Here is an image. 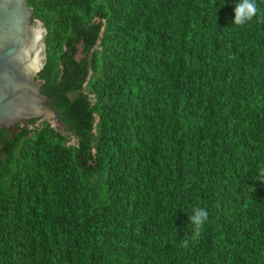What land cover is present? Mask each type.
I'll use <instances>...</instances> for the list:
<instances>
[{
  "label": "trees",
  "instance_id": "trees-1",
  "mask_svg": "<svg viewBox=\"0 0 264 264\" xmlns=\"http://www.w3.org/2000/svg\"><path fill=\"white\" fill-rule=\"evenodd\" d=\"M237 2L27 0L68 128L0 140V264H264V0Z\"/></svg>",
  "mask_w": 264,
  "mask_h": 264
},
{
  "label": "water",
  "instance_id": "water-1",
  "mask_svg": "<svg viewBox=\"0 0 264 264\" xmlns=\"http://www.w3.org/2000/svg\"><path fill=\"white\" fill-rule=\"evenodd\" d=\"M46 29L27 0H0V140L12 138L15 125L28 120L67 129L54 101L40 93L38 74L46 61Z\"/></svg>",
  "mask_w": 264,
  "mask_h": 264
},
{
  "label": "clouds",
  "instance_id": "clouds-1",
  "mask_svg": "<svg viewBox=\"0 0 264 264\" xmlns=\"http://www.w3.org/2000/svg\"><path fill=\"white\" fill-rule=\"evenodd\" d=\"M259 12L258 6L255 0H238L234 6V19L232 24L236 26H244L250 22L253 17L257 16ZM260 182L264 183V169L259 171ZM251 188V187H250ZM254 192L255 189L251 188ZM208 218V212L201 207H195L192 209V214L188 216V221L192 225V239L197 240L201 233L203 226ZM188 240L185 239L182 246H187Z\"/></svg>",
  "mask_w": 264,
  "mask_h": 264
},
{
  "label": "flooded vegetation",
  "instance_id": "flooded-vegetation-1",
  "mask_svg": "<svg viewBox=\"0 0 264 264\" xmlns=\"http://www.w3.org/2000/svg\"><path fill=\"white\" fill-rule=\"evenodd\" d=\"M26 122H27V121H26ZM39 124H41V123H39L38 120H36L35 123H34V127H35V126H38ZM19 125L21 126V124H19ZM21 127H23V126H21Z\"/></svg>",
  "mask_w": 264,
  "mask_h": 264
},
{
  "label": "rangeland",
  "instance_id": "rangeland-1",
  "mask_svg": "<svg viewBox=\"0 0 264 264\" xmlns=\"http://www.w3.org/2000/svg\"><path fill=\"white\" fill-rule=\"evenodd\" d=\"M43 122H47L49 125H51V123L48 120H44ZM70 143L72 144L73 142Z\"/></svg>",
  "mask_w": 264,
  "mask_h": 264
}]
</instances>
